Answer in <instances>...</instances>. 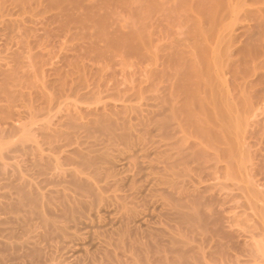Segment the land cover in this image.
Listing matches in <instances>:
<instances>
[{
    "label": "rangeland",
    "instance_id": "obj_1",
    "mask_svg": "<svg viewBox=\"0 0 264 264\" xmlns=\"http://www.w3.org/2000/svg\"><path fill=\"white\" fill-rule=\"evenodd\" d=\"M200 1L201 0H0V103L2 102V104H0V107H1L0 108V120H1L0 128H1V126H3L2 129H0V178H1L0 179V210H1L0 214L2 217L0 219V264H53L54 263L52 260H51L52 262L50 261V258H48L52 255L51 254L52 252L50 253L49 247H45L43 245H41V247H39V245H38L37 248H36V246L34 247L32 241H27L24 238L27 236V235L24 236V234H26V232L24 234L21 232L23 229L18 225V223L15 220L13 222H11L12 224H14V227H13V225H11L12 229L15 230L14 231L11 229V227L8 226L11 223L9 224V223L5 222L3 219L5 217L4 215H6V213H4L3 210L6 209L5 212H7V213L9 210L8 208H6L7 201L10 200V198L13 199L14 201L16 200L15 195H14L16 191L11 192V190L13 189L12 186H14V185H12V182L16 186H17V182H18V180H16L15 177L13 178V174L18 172V171H16L17 166L18 167L19 166L25 167V166H23V162L25 163V165H28L30 162H34L33 161L34 158L32 155L35 154V152H38L39 155L41 154V152H39L40 148L38 147L40 145V144H38V143H40L39 139L43 140V141H41V143L42 142L44 143V144L43 143L41 144V145H43V148H45L47 146L45 144L47 142H44L45 141L44 139H46V137L45 138L43 137L46 134V132H44L45 130L40 131V129L43 127V126H41L40 123H42V125H44V128H45V126H46L45 124H47L49 121L48 119L51 118L52 120L51 119L50 120L55 122V123L52 122L53 123V125H52L49 122L51 124L50 126H52L49 128H53V126L57 122V119H61L63 117L65 118L66 113L75 114L74 112H71V109L72 108L75 109L77 106L79 108V105L81 107H83L84 111H86V112L92 111V108H93V111L96 109H99L100 107L102 108V106L99 103H95V105H97L96 107L93 105L94 100H95V102L96 101L99 102V101H102V99H103L102 98L101 100H97L96 97H98V96H96V95H98V91H99V93H100V91L102 92V90H103L102 88H104L103 85L106 86V84L108 83L109 86H113L116 83V82H114L115 80L121 83V84L119 83L120 87L122 85V87L120 88L121 90H123L122 88H124V89L126 88V91L128 90V92L125 91V93H124V91L122 92L118 87L120 95H123V94L126 95L127 94L129 96L132 94L130 96L132 98H130V99H133L134 102L135 101L138 102L137 98H139V97H137V95L141 96L142 92H141V94H139L138 92L141 91L140 89H142V88L144 89L143 93L145 92L144 93L145 95L144 94L143 95L145 97L147 95V97H146V99H144L145 97H142L140 101L144 102L147 100V102L149 101L148 102L149 105L151 103L155 102V100H153V102L150 101L151 98H153L151 96L158 93L159 96L155 97V99L159 98V102H160L159 107H160L162 105L161 101L162 100L169 101V95L172 94V93H170L171 91H169L170 90L169 88H171V90H172V87H170L172 85L171 84L172 79H171V77H168L167 75L172 76V74H174L173 73L174 71L172 72V68L177 67V66H176V63L174 60H173V63H175V64H171L169 62L170 60L168 61L169 57H172L173 53H172V51H171L172 54L170 52L168 53L167 51H169L170 49H173V48L174 49L176 48L178 50V52L181 50L180 51L181 53L184 52L185 55L187 54L185 59L188 60L189 63L187 62V64H190L189 65L190 68H192V65H193L191 60H193V58H194L196 61L193 60V62H195V63L200 62L199 63L200 65L198 64L199 68L201 67L204 71H205L204 67H206L205 65H208L206 63L207 61L209 63V61L211 62V60L212 61L216 60V59H214L215 58L214 55L218 51L219 56L217 54L216 55L218 56V62L219 63L214 61V62H211V63H213L211 65H213V72L215 74L220 75V76H222V74H223V76L221 78L224 77L223 80H226V83L221 82L219 80V77L216 76L212 72L213 73L212 76L214 77L213 80H215L214 84L217 82V86H220V84H218V83H220V82L223 83L224 85H222L220 87L227 88L229 90L231 89L230 95H232L233 91H234V94L235 93L237 94V95L235 94L236 98L240 97V99H241L242 97H244L243 99L245 100V104H247L246 102H248L247 106L244 104V108H243V112H242L244 100L241 99V100H243V102L241 104V101L240 100L236 101L235 100L236 98L234 97V100L237 102V105L241 104V106H239L241 108H239L236 105V103H234V104L238 108L233 104V108H234L233 113L235 111L236 112L234 114L235 118H236V114L238 117V119L237 118L235 119V121L236 120H238V121H236V123H235L236 125H235V130H234V132H235L234 134L237 135V136H235V140H236V138H238V144L235 145V148L237 149V150L235 149V155H236L235 156V158H236L235 162H247V163L251 162L252 163V165L248 164V166H247V167H249L248 170H247V168H246V170L242 169L244 167L236 169L238 171L239 170H241V171H239L240 173L239 172L235 173V175H237V176H235L236 180L234 179L233 183H235L237 185L236 186H235V184L233 185V187L234 186L236 187V188L235 187L233 188L235 190H232L235 193L233 198H231L229 200L224 199V203L221 202V200H223L222 198L226 194V190L224 191L225 193L222 194V195H224L223 197L220 193H216L214 195V198L217 196V198L215 200L216 201L218 200V202H221L222 204L217 203L216 201H214V198H212L213 199L212 202H215L217 204L213 203L215 205V207L213 208L214 213L212 212L213 215L209 214L210 215L209 218L212 221H210V219L206 218V217H208V213L207 214L204 213V214H206V215H204L205 218L203 217L205 219V220L203 219L204 224L206 225V226L204 225L205 235L198 234V237H196V236L193 237L194 233H192V232L196 230V228H194V227L192 228L194 230L191 229L192 232H190V230H189L190 234H192V235L187 234V231L189 228L186 229L187 231L184 230V231H186L185 233H184L183 229L181 230V232L182 231L183 232L179 233V235L182 234L180 236V238L183 237L185 234V238L184 239L181 238L182 241L184 240L183 243L181 241L182 245L185 243V241H187V243L189 245L190 242H188V241H190L189 240L190 236H192L193 239L195 240L194 243L197 241V239L199 240L197 242L200 243V239L201 240L203 239L206 241L207 238L211 239L214 235H216V236L212 239L216 241V238H217L216 243L213 240H210V241L207 240V241H209V243L204 242V243H206L205 245L207 247L209 244V248H208L209 250L207 249V247L205 245L204 246L206 248L203 246V243H202L203 240H202L201 244L204 248L203 259L201 258L202 253L201 254L199 253L200 256H198L199 254L194 253L196 251H194L195 249H193L192 247H195L197 249L196 243L195 244L193 243L196 246H192V245L190 246L189 245V247H186L187 252H185V246H182L180 244V246H182L183 249H182V247L178 246L177 251L180 252V256L182 258V260L180 259L181 263L183 261V263L186 262L185 264H264V253H262L264 251L261 250L262 248H260V246H259V245L264 246V242H262L263 244L261 243V241L262 240L264 241V239H260V238L264 237L263 236V234H264V229H263L264 228V223H263L264 222L263 221L264 220V210H263L264 209V89L263 88L264 87L262 88V86H264V83L262 82L264 80V0H219L218 1L217 6L218 5H220V6H218V8L216 7V9H215L216 11H213L217 15L215 23L218 25L213 23L215 26L214 25H212L213 27L211 26L212 30L209 28L210 31L208 33H210V34L208 35V38H210L211 39L210 41L212 42V44L215 45V43H217L219 41V40L216 41L218 38L217 37L218 32H220L223 28L227 29V27H228V29L226 31H225V29H223L224 30V36L221 39V44L223 43L222 46L218 47L221 45L220 42H218L219 45H218V43L216 44V45H218L217 47L221 48L222 50L221 49L218 50L217 47H216L217 49L215 50V49H213L214 46L212 47L211 45H210L211 50L206 49V51H208L209 53H211L212 51L215 50V54L212 52L214 54L213 55L214 60L213 59L210 60V56H209L210 54L208 55V52L203 51L205 48L210 49V46L207 45V39L208 38L206 35L208 33L206 32V35L204 36L205 33L202 34L200 31H198L201 28H202L201 30H204V31L207 30L208 31V27L212 24L210 21V15H208L210 13V11L208 12V9L202 10L203 8H201V7H203V6H201L202 4L200 5V3L202 1L201 2ZM227 7H229V9ZM212 10H214V9H212ZM202 11H204V12H202ZM200 12H201V14H200ZM206 12H208V13H206ZM198 14H200L203 18L201 16H199ZM205 15H207V16H205ZM219 23H220V25H219ZM199 24H201V25H199ZM221 24L224 26H222ZM225 24L227 26H225ZM220 26H221V28H220ZM196 28H198V29H196ZM217 29H219V31ZM100 30H102V32L105 31L107 34L112 33V36L114 35V33H116V34L122 33L123 35H125V37L126 36L129 37L133 33V35H134L133 38L134 37L139 38V36H136V34H135V33L139 32L141 40L138 39L137 40L138 42H136L135 40H133V38H131V40H133L135 42L132 44V42H133L132 41L131 43H129V46L133 45L132 48H134L135 45H137V48L136 47L134 48L135 53H133L132 48L129 47L130 49H132V50H130L128 48V46H126V47L124 46L125 43H123L122 41L116 42L117 41L116 37H115V39L113 38L114 36L111 38V35L109 37L105 33L109 37L108 38L106 36L108 38V40L106 39V41L110 40L109 42H110L111 46H110L109 42L107 44V42H105L106 37L105 38L103 37V39L101 38V36H103V35H102ZM128 31H130L132 33H130V32H129V34L126 33ZM196 31H197V33H196ZM214 31L216 34H214ZM200 33H201V35H200ZM116 34H115V36L120 35V34L119 35H116ZM122 34H121V36H122ZM211 34H212V36H211ZM202 35H203V37H202ZM205 37L207 38V39H205L206 41L203 39ZM213 37H215V39ZM196 38H197V40H196ZM111 40L114 41V43L115 42L116 43L115 44L111 43ZM139 40H140V42H139ZM142 40H143V42H142ZM195 40L198 41L199 44H197V42ZM210 41L208 44L211 43ZM200 42L203 44V45L201 44L202 47L204 46V44L206 42L205 46L203 47V50H202V47L200 46ZM213 42H215V43H213ZM116 44H117V46L121 45V44L123 46L121 45L122 47L120 46V48H119V46L118 47L114 46ZM197 45H199L200 47H197ZM138 46L140 48L139 49L140 52H142V53H138L139 52ZM223 47H225V48H223ZM106 48L109 51L106 50ZM117 48L120 49V52L118 51ZM125 48L127 49L126 52H124ZM142 48H143V51L145 53L147 52L149 54H145L142 51ZM197 48H199V50H201V52L203 51L202 53H204V54L206 53V56L209 57V58H207L209 60L206 59L207 61L204 62V63H206L205 65L203 62H201V61H203V60H201V58H202V56L200 54L201 52L198 51ZM128 49L130 50V52H132L131 54H130ZM146 49H149L151 52H149V50L147 51ZM177 50H174V52ZM136 51H137V53H136ZM120 53L123 56H121ZM143 53H144V55H142ZM189 53H190V57H189ZM139 54H141V55H139ZM166 54H169V55L171 54V55L170 56L168 55L169 57L166 58L167 57ZM199 55L201 56V57H199L200 60L198 59ZM191 56H192V58H191ZM217 56H216V58H217ZM190 58H191V60H190ZM196 58L199 61H197ZM211 58H212V56H211ZM215 62L218 64H216ZM172 65H173V67H171ZM214 65L219 66L220 68L217 69ZM154 67L158 70H156ZM153 68L157 72L156 74H159L160 71L161 72L164 71L165 73H167V75L166 74L162 75V73H160V74L162 76L166 75L165 77H167V79H170L169 81H171V82H169L167 80L169 82V84H171V85L169 86V88L167 87V89H166L167 91L165 93H164V91H165L164 89H165V85H167L166 84L167 82H163V81L166 80V78L165 79L162 78L163 81L161 80V83L159 82L162 85V87H161V85L158 84L159 88L161 87L160 89H162L164 87L162 90H160L156 85L157 81L160 79V74L158 75V77H159L158 80H156L157 76L155 75V76H153V77H155L154 78L155 80L152 77V78H150V82H148L149 77H147V75L149 76V73L154 72ZM120 69H121V71H120ZM140 69H143V71L142 70L141 71L146 73V74H147L146 71L149 70L147 75L143 74L146 76V77L144 76V78L145 79L147 78L148 81L146 80V82H143V81H145V79H143V81H142L143 77L142 78L138 77V76L142 75L140 72ZM219 69L222 70V73L219 71ZM174 70H175V68H174ZM130 71L134 72V73H135V71H137L136 72L137 76H135L133 74L135 76L136 80L132 79L133 77L131 79L129 77H128L129 79L127 78L128 73H131ZM200 71H201V69H200ZM138 72L141 75H138L139 74ZM171 72H172V74H171ZM102 73L104 76L101 75ZM121 73L125 76V78L130 80L129 82H131L132 84L134 82L135 85L139 86L138 88H140V85H142V88H140L139 90L135 85L133 87L131 86L132 89L137 88L136 90L138 91L137 92L138 94H135L134 93L135 91L132 93L131 88H128V86L131 83L128 84L129 83V82H127L128 80L126 81V79L123 77V75H121ZM125 74H127V75H125ZM152 75H150V76H152ZM214 75L216 76V78ZM112 76L114 78H111ZM129 76H132V75H129ZM260 76H263L262 81H261ZM102 77L104 78V80ZM173 77H174V75H173ZM109 78H111L113 81ZM123 78L125 79L124 81H123ZM257 78H259L260 82H262L263 84L261 83L262 84V85L260 84L261 86L257 85V89L256 88L255 89L250 88V86H253L255 84L254 80L255 79L257 80ZM96 80L98 81L97 83L99 85L96 83ZM101 80L104 82L102 83ZM256 80H255V82H256ZM258 80H257V83L259 82ZM100 82L102 85L100 84ZM250 82H252L253 84L252 83L250 84ZM112 83H113V85H110ZM124 83H127L128 85L124 84ZM126 85H127V87H126ZM155 85H156L157 89L159 90V92H157L158 90L155 89L156 88ZM97 86L98 87L102 86V87L99 88V90H96L95 88L98 89ZM115 86L116 85H114V88H115ZM117 86H116V88H117ZM123 86H125V87H123ZM214 86H215L214 88H215V92H216V100L218 101V104L221 105V102H222L221 100L223 98V95L225 94L224 92L228 91V94H229V90L223 89V91H222L221 88L219 89L218 87H216V85H214ZM106 87H108V85ZM111 88L113 89V87H111ZM116 88L114 89L115 91L118 90V89L116 90ZM90 89H91V91H89ZM93 89H94V91H93ZM106 89L108 90V89H110V87L106 88ZM106 89L103 90L104 93L106 92V94H103V95H107V94L114 91V90L113 91L110 90L111 92H109ZM129 89L131 91H129ZM135 89H133V90H135ZM145 90H149V91L146 92ZM243 90H244V93L242 92ZM96 91H97V94L94 95L93 93H95ZM218 91H219V93H218ZM43 92H44V94H47L46 92H48V94L50 93V95L47 97L46 95L42 94ZM91 92H93V93H91ZM161 92L165 95H162ZM255 92H257L258 94L261 93V95H259L260 97H257L258 94H256ZM89 93H91V94L89 95ZM114 93L116 95V92H114ZM114 93H111V94L113 95ZM119 93H118V95H119ZM34 94H36V95H34ZM41 94H42V96H40ZM111 94H110V96L107 95V97H104V100H105V98L107 99L104 101V103L106 101L110 102L109 98L111 99V97H112ZM158 94H156V95H158ZM45 96H46V98H45ZM119 96H118V99L120 100L121 96L120 97ZM128 96H124L123 98L125 99V97H128ZM232 96H234V95H232ZM94 97H95V99H93ZM113 97L116 98L117 95L113 96ZM113 97H112V100H113ZM148 97L150 100L147 99ZM218 97H219V100L217 99ZM48 98H49V100H48ZM123 98H121L122 102L120 101V103L117 104L116 102H118V101H116L114 104H117V106H119V105H121V103L123 105L126 101L128 102V99H125L126 101L125 100L123 101ZM258 98H260V99H258ZM45 99H47V101H45ZM172 99L173 98H171V101L169 102L170 104L172 103ZM50 100H52V102ZM41 101L45 102V103L48 102V103L45 104V103H42ZM114 101H112V102H114ZM250 101H252V102H250ZM4 102H6V104ZM60 102L61 103L63 102L61 104L62 106L61 105L59 106ZM112 102H110V103H112ZM134 102H133V104L135 105L136 102L135 103ZM139 102H138V104H139ZM147 102H145V103H147ZM156 102L158 103V100ZM163 102H165V101H163ZM32 103H34V104H32ZM37 103L40 106H38ZM145 103H143V104L146 105V107H149ZM165 103H167V102H165ZM8 104H9V106H8ZM28 104H30L31 106L28 107ZM41 104H42V106H41ZM114 104H112V105H114ZM143 104L141 103V107ZM45 105H47V106L49 105L48 106L49 111ZM73 105L74 106L76 105V107L74 108ZM98 105H100V107H98ZM128 105H125L126 108L128 107ZM152 105L155 107L154 104H152ZM167 105H169V104L164 105V107H167ZM57 106L60 108L59 111H57V109H58ZM89 106L91 107L90 109L88 108ZM125 106L124 105L122 106L120 113L123 112V108H125ZM169 106H171V105H169ZM31 107L33 109H31ZM55 107H57V109ZM129 107H132V106L129 105ZM137 107H139V106H137ZM164 107L159 108V109H161V111H159V109L157 107H155L156 109H158V111L156 113L160 114L159 118L162 117V118H160V119H162V121L160 119H157L158 114L154 115L155 112L153 114H151L152 106L149 107V108H151V112H147V111H150V109H144L143 108L144 112L142 109V112H143L142 114H145V112H146L147 113L146 115L152 116L151 122L153 124L149 125L147 121H145V122L147 123V126L152 127V128L150 127L151 128L150 129V132H151L150 136L155 137L156 138L155 140L158 139L157 141H155L156 143L157 142L159 143L163 137L161 138V134H159V132L161 133V131L157 129V126H154L155 122H157L159 120L158 122H165L166 123L168 118L166 116L167 120L165 121L163 118L165 116H163V115H166L168 113V117H170L169 114L171 113V108H170V112H166V114L160 113V112H162V109H164ZM39 108H41L42 111ZM120 108H121V106H120ZM236 108L238 109V111ZM6 109H8V111H6ZM11 109H12V111H11ZM15 109H16V111H15ZM29 109H31L30 113H29ZM35 109H36V111H35ZM46 109H47V112H46ZM50 109H51V111H50ZM52 109H53L54 113H50V112H53ZM73 109H72V111H73ZM138 109L140 110L141 108H138ZM165 109H164V111H165ZM66 110L68 112H66ZM153 111H154V108H153ZM168 111H169V109H168ZM12 112H15V113H12ZM48 112H49V114H48ZM125 112L122 114L124 115ZM244 112H245V114H244ZM27 113H29V114H27ZM148 113H150V114H148ZM131 115H134L133 112L131 113ZM154 116H156V118ZM41 117L43 119V122H40ZM2 118H4L5 121ZM13 119L15 120L16 124L19 123L18 127H16L17 129H15V128L9 129L8 126H6L8 124V122H10V120H13ZM42 119H41V121H42ZM54 119H56V120H54ZM63 119H61L62 121L61 120H58V121L63 122ZM7 120H8V122H7ZM44 120H46V121H44ZM155 120H157V121H155ZM239 122H240V124H239ZM3 123H4V125L6 123L7 124L4 126ZM20 123H22V125ZM28 124H30V125L28 126ZM239 125L241 128H239ZM19 126H21V127L23 126L22 127L23 129L25 127V130H23L21 127L19 128ZM48 126H49V124H48ZM4 127L7 128L6 131L4 130ZM154 127L156 128L157 133L160 135L159 138L156 136L157 134H155L156 130H155V132L152 130V129H154ZM37 128H38V130H36ZM238 128H239V132H238ZM26 129H27V131H26ZM11 130H13V131H11ZM26 132H28V133H26ZM188 133H189L188 134L189 137L193 136L195 134V132H193L194 134L192 133L193 135H191L190 132H188ZM27 134L30 137L27 136ZM152 134H153V136H152ZM32 135H34L35 138H33V139L35 141L38 140L35 143L38 145L37 147L34 146L35 144H33L35 141H32L33 140V139H31ZM25 136H26V138H25ZM40 136L43 138H41ZM45 136H49V134H47ZM195 136H196V138L200 137L197 134H195ZM27 137H29V138H27ZM52 137H50L51 140L48 141V143L50 145L47 143L49 146L52 145L50 148L53 147V143L51 144V141L53 142V140L55 139V136H54V139ZM48 138L49 137H47L46 140H48ZM150 139L151 138L149 137V139H148L149 141L154 140V138H152V140H150ZM193 139H195V138H192V140ZM162 140H165V139L163 138ZM190 140H191V138L189 139V141ZM192 140L190 142L191 144L193 142L196 143L195 140H198V139L193 140V142H192ZM24 141H26V142H24ZM28 141H31L33 143L28 142ZM239 141H240V144H239ZM155 142H153V143L155 144ZM159 144H161V143H159ZM159 144H155L157 146H154V148L152 147V145H150V149H152L153 151L149 150V147H148V150H149L148 151L147 149H145L147 146H145V148L142 149L143 152L141 151L140 147L134 148L133 149L134 151L131 149L130 152L133 151L131 153L132 155L140 156V155H142L140 153H139V155L137 153L133 154L135 152V150H136V152H138L139 148H140L139 152L143 153V155L140 156V158L143 157L145 155L144 153H147V151L149 153L153 152L156 154L157 153L156 148L158 147ZM41 145H40V147H41ZM239 145L240 146L242 145V146L240 147ZM74 146H75V144H74ZM74 146H72V147L75 148ZM162 146H164V144H162L161 147ZM121 147H119V148H121ZM50 148H45V149H50ZM54 148H56V147H54ZM54 148L51 149L52 153L60 150L59 148H58L59 150L58 149L55 150ZM68 148H69V150L71 149V147H68ZM45 149L43 151H45ZM125 149H127V148L124 147V150ZM51 150H49V151H51ZM29 151L32 153H30ZM49 151H47V152H49ZM127 152H125V154ZM45 153H46V151L43 152L42 155L46 156L49 154V153L48 154L47 153L45 154ZM52 153L50 152V154H52ZM149 153H147V156ZM125 154L123 155L124 158L122 157V159H120V162H129V161H131V162H133V161L143 162V161H140L142 158L141 159L139 158V160L137 159L138 160L137 161V160L133 159V158H135V156L131 155V158L133 157L131 159L129 157L130 156L129 153H127V154H129L128 158H127V156H125ZM35 155H36L35 157L38 158V160H39V155H38V157H37V154H35ZM73 155H72V157H73ZM151 155L148 156V158L150 157L149 160H147L148 159L147 158V159H145L144 162L150 161V159L152 157ZM75 156H76V154L74 155V157ZM35 161H36V159H35ZM155 161L159 162V161H157L156 155L153 156L151 159V162H155ZM17 162H19V163H17ZM68 162H70V160H68ZM4 163H7V164H4ZM20 163H22V164H20ZM247 163H245V164H247ZM15 164H17V166ZM240 166H242V165H240V163H239V167ZM11 167L14 169L13 170L14 172H12V170H10ZM22 167H21V169H22ZM8 173H9V175H8ZM244 173L247 174L248 176L245 175ZM241 174H243V176ZM13 179H15L17 182L15 183ZM6 180H8V181H6ZM9 184H10V186H9ZM16 186H14V187L16 188ZM13 190H15V189H13ZM1 192L2 193L5 192L4 193L5 195L2 194ZM9 193L12 194V197H8ZM1 195H2V197L5 196V197H3L4 199H2ZM207 195H209V194H207ZM219 198H221V200H219ZM2 200H3V202H2ZM227 200H228V202H227ZM230 200H231V202H229ZM232 201L234 203L233 205H232ZM225 202L227 204H225ZM220 204L223 205V208H221V206L218 207V205H220ZM229 205L232 207H230ZM212 207H213V205H212ZM12 208H14L11 210L12 214L6 215V216H8V215L11 216V218H12V215L15 216L17 214L15 212L16 207L13 206ZM201 212H203V210ZM229 216H231L232 219H229ZM213 217H215V219ZM257 217H258V219H257ZM206 219H208V220H206ZM259 219H261L262 221ZM255 220L257 222H255V224H254ZM208 221H209V223H208ZM206 222H207V224H206ZM250 222H253V223H250ZM261 222L263 223V226L261 225L262 224ZM212 223H214V224H212ZM249 224H251V225H249ZM211 225L215 226V227L213 226L215 229L214 231H213V229H211V227H212ZM253 225H256V226H253ZM3 226H5L7 228L9 227L10 229L6 230L7 228H5ZM252 227H254V229H252ZM261 227H262V229H261ZM2 228H4V229H2ZM10 230H12L13 232ZM2 231H3V233H2ZM9 231H10V235H9ZM11 232L13 233V236H12ZM215 232H217L219 235L214 234ZM250 232L252 233L251 235L254 234L253 237L257 238V239L254 238L256 240V242L260 239V241H258L260 243L257 242L258 243L257 244L254 239L251 240L253 237H250L251 236ZM197 233H203V232L201 231V232H197ZM260 234H262V235H260ZM186 235L187 236L190 235V236L187 237ZM199 235L202 238L199 239V237H200ZM180 238L178 240H180ZM249 238H251V239H249ZM193 239L191 238L192 241H193ZM162 240L159 238L157 241L158 245H155V246H161L162 247L164 244H166V240H164V239H162ZM159 241L162 242V245L160 244ZM250 241H252L253 243H251ZM217 242H219L220 244H217ZM187 243H186V246H188ZM201 244H198L199 248H200ZM247 244H249V245H247ZM213 245H215V246H213ZM155 246H153V247L155 248ZM253 246H255V247H253ZM221 247H222V249H221ZM257 247L260 249V252L262 251L261 253L258 252L259 250ZM35 248L37 250L38 249L39 250L36 251ZM33 249H35L34 253H33V251H34ZM253 249L256 250L257 252L256 251L254 252ZM263 249H264V247H263ZM201 250H198L197 252H200ZM250 250H251V252H250ZM203 251H201V252H203ZM36 252H38V253H36ZM79 252H82V251L77 250V252H74V254L73 253L72 254L71 253L66 254L65 260L66 261L71 260V261L70 262L65 261V263L64 262L63 263L64 264H70V263L76 264V258H77L76 256H78ZM255 255H257L256 256L257 258H255ZM260 256H262L261 257L262 259L260 258ZM74 257H76V258H74ZM187 258H188V260H187ZM204 259H206V260H204ZM252 259H254V261ZM185 260H187L189 262H187ZM72 261L75 263H73ZM55 264H57L56 260H55Z\"/></svg>",
    "mask_w": 264,
    "mask_h": 264
},
{
    "label": "bare ground",
    "instance_id": "obj_2",
    "mask_svg": "<svg viewBox=\"0 0 264 264\" xmlns=\"http://www.w3.org/2000/svg\"><path fill=\"white\" fill-rule=\"evenodd\" d=\"M201 1H200L201 2L200 5L202 4L201 6H203V7H201V8H203L202 10L208 9V12L210 11V13L208 15H210V21L212 23V24L210 23L211 24L210 26L208 25L209 26L208 31L205 28L204 29L206 31L201 30L202 28L200 30H198L202 34L205 33L204 34V36H205L206 32L208 33L210 31V29L212 30L211 26L216 24L215 21H216L217 15L213 11H216L215 10L216 7L218 8V6H220V5L217 6L219 0H201ZM227 8L229 9V7H227ZM212 9H214V10H212ZM202 12H204V11H202ZM208 12H206V13H208ZM200 14H201V12H200ZM200 14H198V15L201 16ZM205 16H207V15H205ZM199 25H201V24H199ZM216 25H218V24H216ZM219 25H220V23H219ZM222 26H224V25H222ZM225 26H227V25L225 24ZM198 28H196V29H198ZM220 28H221V26H220ZM223 29H225V28H223ZM223 29L220 32H218V34H217L218 38L216 41L219 40L218 42H220V44H221V39L224 36V30ZM227 29H228V27H227ZM227 29H225V31ZM217 30L219 31V29H217ZM100 31L103 35V36H101L102 39H103V37L105 38L107 35L109 37L111 35V38L114 36L113 38L115 39V37H116V39H117L116 42L122 41L123 43H125L124 46L125 47L128 46V48L129 47L132 48V46H133V45L129 46V43H131L133 40L138 42L137 40L140 39V33L139 32L135 33L136 36H139V38H137V37L133 38L134 35L130 31L126 32L128 34H129V32L132 33V35L129 37H127V36L125 37V35H123L122 33H119L120 35L118 33L117 34L114 33V35L112 36V33L107 34L105 32L106 30L103 32H102V30H100ZM196 33H197V31H196ZM201 33H200V35H201ZM115 34L119 35V36H115ZM121 34H122V36H121ZM209 34L210 33H208L206 35L207 38H208ZM214 34H216L215 31H214ZM211 36H212V34H211ZM107 37L105 38V42H107V44H108V42L110 40L106 41V39L108 40V38H109V37L108 38ZM202 37H203V35H202ZM131 38H133V40H131ZM207 38L205 37L203 39L205 40ZM213 38L215 39V37H213ZM140 40H139V42H140ZM196 40H197V38H196ZM208 40L210 41L211 39L210 38L207 39V45L208 46L211 45L212 47L214 46L213 49H215V50L218 47H221L223 44L222 43L220 46H218L219 45L218 42H217L218 45H216L217 43L213 42V43H215V45H213L211 41H210L211 43L208 44L209 43ZM135 41H133L132 44ZM142 42H143V40H142ZM196 42H197V44H199L198 41H196ZM111 43L115 44L114 41H112V40H111ZM109 44H110V42H109ZM201 44L202 43L200 42V46L202 47L203 44L202 45ZM205 44H206V42H205ZM205 44H204V46H205ZM121 45H118L119 48ZM110 46H111V44H110ZM114 46H117V44ZM139 46H138V50L140 49ZM200 46L197 45V47H200ZM211 46H210V49L205 48L204 50L202 47V50L204 52H208V51H206V49L211 50ZM135 47L137 48V45H135ZM134 48H132L133 50L130 49L133 51V53H135ZM223 48H225V47H223ZM197 49H198V51L201 52V50H199V48H197ZM220 49L221 48H218V50H220ZM106 50H108V49L106 48ZM126 50L127 49L125 48L124 52H126ZM130 50H129V52H130ZM146 50L148 51L149 49H146ZM174 50H177V49L173 48V49H170L169 51H167L168 53L169 52L171 53V51H172V53H173L172 57H169L172 53L170 55L166 54L167 55L166 58L169 57L168 61L170 60L169 62L171 64L176 63L177 67H174L175 70H174V68H172V72L174 71L173 72L174 74H172V72H171V74H172V76H171V75H167V73H165L164 71L159 72V74L162 73V75L166 74L168 77H171L172 82L169 81L170 79H167V77H165L166 75L162 76L160 74V79H159V77H158L159 74H156L157 72L154 70L155 67L153 68L154 72L149 73V76L147 75L149 70L146 71L147 72V74H146V73L142 72L143 69H140V72L142 75L138 72L139 73L138 75H141L138 77H141V78L143 77L142 81H143V79H145L144 78L145 75H147V77H149V79H148L149 81L146 78L145 81H143V82H146V80L148 82H150V78H152L153 76L156 75L157 76L156 80L159 79L156 83L158 88H159V85H161L160 84L161 80L163 81V79L166 78V80L163 81V82H167L166 83L167 85H165V89H164L165 91L163 90L164 93L167 91L166 90L167 87L169 88V86L172 84L170 86V87H172V90H171V88H169L170 90L168 89L169 91H171L170 93H172V94H170V95L172 97L169 95V101L162 100L161 101L162 105L160 106L162 108L166 104L171 105V106L167 105L168 108L164 107V109L166 108L165 111H164V109H162V112H160L162 114H166V112H170V108H171V113L169 114L170 117H168V113L166 115H163V116H165V117H163L164 120L166 121L168 118L169 121L167 120L165 123V122H158L159 120L158 121L155 120L157 122H155V125H154V126H157V129L161 131V133L158 131L159 134H161V138L163 137L165 139V140H162L163 139L162 138L161 139L162 141L159 139L160 140L159 143H161V144H159L158 142L157 143L155 142L158 139L155 140L156 139L155 137L150 136V134H151L150 129L152 127L150 126L151 127L150 128L149 126H147V123L145 122V121H147L149 125L153 124L151 122L152 116L146 115L147 114L146 112H145V114H142L144 112V109H150V111H147V112H151V108H149L150 106H152L151 114H153L154 112H155L154 115L158 114L156 112L160 108L159 107L160 102H159V98L155 99V97H158L159 94L156 93L158 95H156V94L152 95L151 97H153V98H151V100L149 99V97L147 98L151 102H153V100H155V102H153V103L150 102L151 103L150 105L148 104L149 101L147 102V100L144 102L140 101L142 97H145L144 96L145 92L143 93L144 89L142 88V85H140V88H142V89H140V88H138L139 86L135 85L134 82L132 84L131 82H129L130 80H128L129 78L131 79L132 77H133L132 79H135V76H137L136 75L137 71H135V73L130 71L132 74L131 73H128V75L125 74V75H127V78L129 77L128 79L125 78V76L122 74L123 72L121 73V75H123V77L126 79V81L128 80L127 81V82H129L128 84L131 83L129 85L130 87L128 86V88H131V86L133 87L135 85L138 88V90L139 89L141 90L138 92L136 90L137 88L136 89L133 88L135 90H133L131 88L132 93L135 91L134 92L135 94H138V93L141 94V92H142L141 96L137 95V97L140 98V99L137 98L138 102L140 101L142 104L147 102L145 104H147L149 107H146V105H144V104L141 107V103L139 102V104H140L139 105L138 102L135 101L138 104L137 105L133 101V99H130V98H132V97H130L132 94L128 96L127 94L124 95L122 93L124 96L129 97V98L125 97V99H128V102H127L123 98L124 96L120 95V93H119V89L122 87V85H121V87L119 86L121 83L115 80L114 82H116V83L114 85H116V86L118 85L117 88L115 86L116 90L119 87V89L117 91L114 90L115 88H114L113 83L110 84L113 86H109V84L107 83L106 86L108 85V87L103 85L104 88H102L103 90H105L106 88L110 87V89H108V90L106 89V90L109 92L114 90L111 93L116 92V95H117L116 98L113 97V96H116L115 93L112 95L111 93L108 92L109 94H107L109 96L111 94V96L113 97V100H112V97H111V99L109 98V100H110V102L115 100L114 102L110 103V102L106 101L107 103L106 102L104 103V101L107 100L106 98L104 100V97H107V95H103V94H106V92L104 93L103 90H102V92L100 91V93L98 91V95H96L97 91L95 93L91 92L94 95L98 96V97H96L97 100H101L103 98L102 99L103 102L102 101H99V102L96 101L95 102V100H94V103L92 102L95 107L97 106V105H95V103H99L102 106V108L100 107V105H98V107H100L99 109H96L93 111V108H92V111L86 112V111H84L83 107H81L80 105H79V108L81 107L80 109L78 108V106L76 107V105L75 106L73 105L74 108L76 107L75 108L76 110L72 108L73 111L71 109V112H74L75 114L66 113L65 118L63 117L65 115L64 114L62 117L65 120L63 118H61V119H63V122H61L62 121L61 119H57V122L53 126V128H49V127H52V126H50L51 124L53 125V123H55V122L51 121L52 120L51 118H50L51 120L48 119L49 121L47 124H45L46 125L45 128H44V125H42V123H40L41 126H43L41 129L39 128L40 131L45 130L44 131V132H46L45 135L49 134V136H45V135L43 136L44 138L46 137V139H47V137H49L48 140L44 139L45 140L44 142L48 143V141L51 140L50 137L53 136L52 138L54 139V136H55V139L53 140V142L51 141V144L53 143L52 148L56 147V148H54L55 150L59 148L60 149V150L58 149L59 151H55L54 153H52V150H51L52 148H50L52 145L49 146L50 145L49 143H48L49 145L47 143H45L47 145V146L45 145L46 146L45 148H50V149L43 148V145H41L43 143V142L41 143V141H43V140L39 139L40 143H38V144L41 145V147H42L41 148L40 145L38 146L37 144H35L38 140L35 141L33 139V138H35L34 135H32L31 139H33L32 141H35V142L33 143L31 141H28V142L35 144L34 146H36V147L38 146L40 148L39 152H41V154L39 155L38 152L34 151L35 154H37V157L39 155V160H38V158L35 157L36 155L33 154L32 156L34 158V160H33L34 162H30V163L28 162L29 163L28 165H25V163L23 162V166H25V167H22V166L18 167L17 164H15L17 166V168H16L17 170L16 169L15 170L18 172L13 174V178L15 177L16 180H18V182L15 179H13L15 183L17 182V186L12 182V185L16 186V188L11 185L12 188L15 190H13V189L12 190L10 189V190H11V192L16 191L14 194L16 200L14 201L13 199L10 198V200H8L6 203V208L9 209L8 213L5 212L6 209H4L3 212L6 213V215L12 214L11 210L14 209V208H12L14 206V207H16L15 212L17 214L15 216L12 215V218L9 215L8 216L4 215L5 217L3 219L5 222H7L9 224L15 220L18 223V225L23 229L21 232L23 234L26 232V234H24V236H26V235L27 236L24 238L27 241H32L34 247L36 246V248H37L38 245H39V247H41V245H43L45 247H49L50 253L52 252L51 253L52 257L50 256L48 258H50V261L52 260L54 262L53 264H55V260H56L57 264H64L66 261L65 255L70 254V253L74 254V252H77V250L78 251L80 250L82 252H79L80 254L78 253V256H76L77 258L74 257V258H76V264H182L183 261L181 263L182 258L180 256V252L177 251L178 250L177 248H178V246H180V244L182 245L184 240L182 241L181 238L184 239L185 234L183 237L180 238V236L182 234L179 235V233H182L184 230L189 228L188 231L187 230L186 231H187V234H190V232H192V230H194V229H192L194 227V228H196L197 231L195 230L196 232L195 231L192 232V233H194L193 237L194 236L198 237V234L205 235V233H204V230H205L204 229V225H205L204 224V220H205L204 218H205V216L204 215H206L208 213V217H206V218L210 219L209 216L213 212V208L215 207L214 204L221 203V202L224 203V199L229 200V199L233 198L235 193L232 190H235L233 188L237 185V184L233 183L234 179L236 180L235 176H237V175H235V173L241 171V170L238 171L236 169L244 167L242 169L246 170V168H247V170H248V168H249V167H247L248 164L252 165L251 162H248V163L247 162H235L236 161L235 145L238 144V138H236V140H235V136H237V135L234 134L235 133L234 130H235V125H236L235 123H236V121H238V120L235 121V119L236 118L238 119V117L236 114V118H235V115H234L236 113L235 111L233 113V109H234L233 104L236 103V105H237V102H236L237 100L238 101L240 100L241 104H242L244 97H242L240 95L242 97L241 99H243V100H241L240 97L236 98L237 94L235 93L236 94L235 95L234 91L232 94L234 96H232V95H230L231 89L229 90L227 88L220 87V86L224 85L223 83H226V80H223L224 77L221 78L223 76V74H222V76L215 74L213 72V65H211V64H213L211 62H214V61L218 62V56H219L218 51L216 52V54L218 56L215 54V50L212 51L215 55L212 52L211 53L208 52V55L210 54L209 55L210 60L214 58L213 55L215 56L214 59H216V60L213 59L214 61L211 60V62L209 61V63L207 61V60H209V59H207L209 57L206 56V53L205 54L202 53L203 51L200 53L202 56L201 60H203L201 62L204 63L207 61L206 63L208 64V65H205L206 63H204V65L206 66V67H204V69H205V71H204L201 67L199 68L200 62H197V63L193 62V60H195L194 58H193V60H191L192 56H191L190 60L193 63V65H192V68H190V66H189L190 64H187L188 60L185 59L187 54L185 55L184 52L181 53L180 52L181 50L179 52H178V50L174 52ZM118 51L120 52V49H118ZM142 51H143V48H142ZM149 52H151V51L149 50ZM131 53L132 52H130V54ZM136 53H137V51H136ZM138 53H142V52H140V50H139ZM144 53L142 55H144ZM145 54H149V53L146 52ZM120 55H121V53H120ZM139 55H141V54H139ZM121 56H123V55H121ZM201 56L199 55L198 59ZM211 56H212V58H211ZM216 56H217V58H216ZM189 57H190V53H189ZM198 59H197V61L200 60V59L199 60ZM173 60L175 61V63H173ZM218 63H216V64H218ZM171 67H173V65ZM215 67L217 69L220 68L219 66H215ZM200 69H201V71H200ZM156 70H158V69H156ZM120 71H121V69H120ZM219 71L222 73L221 69H219ZM212 72L216 76L219 77V80L221 82H223V83H221V82L218 83V84H220V86H217V82L214 84L215 80H213L214 77L212 76V74H213ZM143 74H145V75H143ZM101 75H103V73ZM129 75H132V76H129ZM150 75H152V76H150ZM173 75H174V77H173ZM216 76H215V78H216ZM262 77L263 76H260L261 81L263 80ZM111 78H114V77L112 76ZM111 78H109V79H111ZM124 78H123V81L125 80ZM154 78L155 77H153V79ZM258 79L259 78H257V80ZM103 80H104V78H103ZM167 80L169 82H171V84H169V82ZM255 80H254L255 84L253 86H250V88H252V89L253 88L257 89V85L261 86L264 83V80L262 81L263 82L262 83V82H260V79H259L258 80L259 84L257 83V80H256V82H255ZM97 82L98 81L96 80V83ZM103 82L104 81H102V83ZM251 83L252 82H250V84ZM100 84H101V82H100ZM124 84H127V83H124ZM127 85H126V87H127ZM156 85H155V87H156ZM214 85H216V87H218L219 89L221 88L222 91H223V89L229 90V94H228V91H226L227 93L224 92L225 94L223 95V98L221 100L222 102L220 101L221 105L218 104V101L216 100V92H215V88H214L215 86ZM101 87L99 86L98 89L97 88H95V89L99 90V88H101ZM111 87H113V89ZM123 87H125V86H123ZM157 87L155 88L156 90H158ZM161 87H162V85H161ZM263 87L264 86H262V88ZM122 89L123 90H121V89L120 90L122 92L124 91V93H125L126 88L125 89L122 88ZM162 89H160V90H162ZM131 90L129 89V91H131ZM149 90H145V91L147 92ZM89 91H91V89ZM93 91H94V89H93ZM219 91H218V93H219ZM126 92H128V90ZM157 92H159V90ZM242 92L244 93V90ZM257 92H255V93L258 94L259 92L258 93ZM46 93L48 94V92H46ZM91 93H89V95ZM118 93L121 97L118 95ZM42 94L46 95L47 97L50 95V93L47 95V94H44V92ZM42 94L40 96H42ZM161 94L165 95L162 92H161ZM34 95H36V94H34ZM259 95H261V93L258 94L257 97H260ZM46 96H45V98H46ZM118 96L120 97V100L118 99ZM146 97H147V95H146ZM146 97L144 99H146ZM234 97L236 98L235 99L236 101L234 100ZM121 98H123V101L124 100L126 101L125 103L123 102L124 106L129 104L132 107H129V105H128V107L126 108V106H125V108H123V112L120 113L123 105L121 103V105L117 106V104L120 103V101L122 102ZM171 98H173V99H172V103L170 104L169 102L171 101ZM93 99H95V97ZM217 99L219 100V97ZM258 99H260V98H258ZM48 100H49V98H48ZM157 100H158V103L156 102ZM45 101H47V99H45ZM50 101L52 102V100H50ZM116 101H118V102H116ZM163 101H165L167 103H165ZM115 102L117 104H114ZM133 102L135 103V105L133 104ZM250 102H252V101H250ZM4 103L6 104V102H4ZM42 103H45V102H42ZM46 103H48V102H46ZM62 103L60 102L59 106ZM246 103L248 104V102H246ZM0 104H2V102ZM32 104H34V103H32ZM112 104H114V105H112ZM152 104H154L155 107H157L158 109H156ZM241 104H238L237 106L239 107V106H241ZM244 104H245V100L243 103L242 112H243ZM247 104H245V105L247 106ZM8 106H9V104H8ZM30 106L31 105L28 104V107H30ZM38 106H40V105L38 104ZM41 106H42V104H41ZM45 106L48 108L49 105L48 106L45 105ZM90 106L88 107L89 109L92 107V106L91 107ZM120 106H121V108H120ZM137 106H139V107H137ZM57 107H55V108L57 109ZM138 108H141V109L139 110ZM153 108H154V111H153ZM239 108H241V107H239ZM12 109H11V111H12ZM31 109H33V108L31 107ZM31 109H29V113H30ZM39 109H41V108H39ZM59 109L60 108L58 107L57 111H59ZM142 109H143V112H142ZM168 109H169V111H168ZM6 111H8V109H6ZM15 111H16V109H15ZM35 111H36V109H35ZM41 111H42V109H41ZM48 111H49V108H48ZM50 111H51V109H50ZM52 111H53V109H52ZM159 111H161V109H159ZM237 111H238V109H237ZM46 112H47V109H46ZM66 112H68V111L66 110ZM124 112H125V114L123 115L122 113H124ZM132 112L135 116L131 115ZM12 113H15V112H12ZM29 113H27V114H29ZM50 113H54V111L50 112ZM48 114H49V112H48ZM148 114H150V113H148ZM244 114H245V112H244ZM156 116H154V117L156 118ZM159 116H160V114H158L157 119L162 118V117L159 118ZM166 116H167V118H166ZM2 119H4V118H2ZM41 119H42V117H41ZM41 119H40V122H43V119H42V121H41ZM54 120H56V119H54ZM58 120H61V121L59 122ZM160 120L162 121V119H160ZM4 121H5V119H4ZM44 121H46V120H44ZM0 122H1V120H0ZM7 122H8V120H7ZM18 124H16L15 120L13 119V120H10V122H8V124L6 126H8L9 129H14V128L17 129L16 127H18ZM20 124L22 125V123H20ZM48 124H49V126H48ZM239 124H240V122H239ZM3 125H4V123H3ZM29 125L30 124H28V126ZM2 127L3 126H1L0 129H2ZM20 127L21 126H19V128ZM239 128H241L240 125H239ZM239 128H238V132H239ZM6 129L7 128L4 127L5 131H6ZM23 130H25V127ZM36 130H38V128ZM152 130L155 132L156 128L154 127V129H152ZM11 131H13V130H11ZM26 131H27V129H26ZM28 132H26V133H28ZM188 132H190L191 135H193L194 134L193 132H195V134H197L200 137L197 136L198 138H196L195 134L193 136L189 137ZM155 134H157L156 136L158 138L160 137V135L157 133V130H156ZM27 136H29V135L27 134ZM152 136H153V134H152ZM29 137H27V138H29ZM43 137H41V138H43ZM149 137L151 138L150 140H152V138H154V140L149 141L148 140ZM25 138H26V136H25ZM190 138H191V140H192V138H195L198 140L193 139V140H195L196 143H194L192 140L193 143L191 144L190 143L191 140L189 141ZM24 142H26V141H24ZM153 142H155V144H159L157 147L158 149L156 148V152H157L156 154L153 152L152 153L148 152L149 150H152V149H150V145H152L153 148H154V146H157ZM148 143L149 144L151 143V144L149 145ZM74 144H75V146H74ZM162 144H164V146H162L163 148L161 147ZM239 144H240V141H239ZM72 146H74L75 148H73ZM118 146L119 147L122 146L123 148L122 147L119 148ZM145 146H147V147L145 148ZM68 147H71L72 150L71 149L69 150ZM124 147L127 149L124 150ZM136 147H140L142 152H143L142 149L145 148L148 150V147H149V150L148 151L146 150L147 153H149L148 156H150L151 154H152L151 155L152 157L156 155L157 161H159V162H156V161L151 162L152 157H151L150 161L144 162L145 159L148 158V156H147V153H144L145 154L143 156L144 158L141 157L142 158L141 159L140 156H142L143 153L139 152L140 148H139L138 152H136V150H135V152L133 154L137 153L139 155V153H140L142 155H140V156L136 155L138 158L135 155H132L131 153L134 151L133 149ZM44 149H45L47 154L49 153L46 156L42 155L43 152H45V151H43ZM131 149L133 150L132 152H130ZM49 150H51V151H49ZM47 151H49V152H47ZM50 152L52 154H50ZM125 152L130 154V156H129L130 158L132 155V156H135V158L132 157L133 159L139 160V158H140L141 159L140 161H143V162H135L133 160H132L133 162H131V161L120 162V159H122V157L124 158L123 155L125 154ZM30 153H32V152H30ZM127 153L125 154V156H127V158H128L129 154H127ZM73 154L74 155L76 154V156L74 157ZM72 155H73V157H72ZM149 158L147 160H149ZM35 159H36V161H35ZM68 160H70V162H68ZM17 163H19V162H17ZM239 163L242 166L239 167ZM245 163H247V164H245ZM4 164H7V163H4ZM20 164H22V163H20ZM21 167H22V169L23 168L24 169L22 170ZM10 170H12V172H14L13 171L14 169L12 167ZM8 175H9V173H8ZM241 175L243 176V174H241ZM245 175H247V174H245ZM6 181H8V180H6ZM10 184H9V186H10ZM234 184H235V186L233 187ZM225 190H226V194L224 196L222 194L225 193L224 192ZM4 193H2V194H4ZM216 193H220L222 195V197L224 196L223 198L221 197L223 200H221V198H219V200H221V202H218V200L217 201L215 200L217 198V196L214 198V195ZM9 194H8V197H12V194H10V195ZM207 194H209V195H207ZM1 197H2V195H1ZM3 197H5V196H3ZM3 197H2V199H4ZM212 198H214V201H216L217 203L212 202V200H213ZM228 200H227V202H228ZM2 202H3V200H2ZM229 202H231V200ZM221 204L218 205V207L221 206V208H223V205H221ZM225 204H227V203L225 202ZM233 204L234 203L232 201V205ZM212 205H213V207H212ZM230 207H232V206H230ZM202 210H203V212H201ZM204 213H206V214H204ZM230 217L231 216H229V219H232V217L231 218ZM1 218L2 217L0 214V219ZM213 218L215 219V217H213ZM208 219H206V220H208ZM257 219H258V217H257ZM261 219H259V220H261ZM210 221H212V220L210 219ZM255 222H257V221L255 220L254 224H255ZM208 223H209V221H208ZM250 223H253V222H250ZM263 223L261 224L262 226H263ZM206 224H207V222H206ZM212 224H214V223H212ZM11 225H13V227H14V224H12V223L8 226L11 227ZM249 225H251V224H249ZM253 226H256V225H253ZM3 227H5V226H3ZM9 227L8 228L5 227V228H7L6 230L10 229ZM212 227H211V229H213V231H214L215 226L213 228ZM2 229H4V228H2ZM11 229H12V227H11ZM182 229H183V231L181 232ZM252 229H254V227H252ZM261 229H262V227H261ZM12 230H14V229H12ZM12 230H10V231H12ZM189 230H190V232H189ZM10 231H9V235H10ZM186 231H184V233ZM201 231L203 233H197V232H201ZM2 233H3V231H2ZM214 234H218V233L215 232ZM251 234L252 233L250 232V235ZM190 235H192V234H190ZM190 235H188V236H190ZM253 235H251L250 237H253ZM260 235H262V234H260ZM12 236H13V233H12ZM215 236L216 235H214L212 238H214ZM263 236H264V234H263ZM178 237L180 238V240H178L179 239ZM193 237L190 236V239H189L190 241H188V242H190L191 244L189 243V245L190 246L191 245L192 246L197 245V249L195 247H192L193 249H195L194 251H196L194 253L195 254H199V253L201 254L202 253L201 258L203 259V257H204L203 256L204 255L203 246L206 244L204 242L209 243V241L213 240V239L211 237H210L211 239L207 238V240H209V241H207V240L205 241L202 239L203 240V242H202V240L200 239L202 237L200 236L199 237L200 243L197 242V241H199L197 239V241L195 242L196 245H194L195 240L193 239ZM159 238L161 240L162 239L166 240V244H164L162 247L161 246H155V245H158L157 241ZM191 238L193 239V241L191 240ZM254 238H256V237H253L252 239L249 238V239L253 240ZM260 239H264V237H262ZM260 239L258 241H260ZM181 241H182V243H181ZM213 241L216 243L217 238H216V241L215 240H213ZM159 242L162 245V242L161 241H159ZM201 242L203 243V246H202ZM250 242L253 243L252 241H250ZM255 242H256V240H255ZM262 242H264V241L262 240L261 243ZM186 243H187V241H185V243L182 245V246H185V252H187L186 247H189L188 243H187L188 246H186ZM258 243H260V242H258ZM198 244H201L200 248L201 249L203 248L202 250L199 248ZM217 244H220V243L217 242ZM247 245H249V244H247ZM153 246H155V248ZM182 246H180V247H182ZM213 246H215V245H213ZM259 246H260V248H262L261 250L264 251V249H263L264 246L263 245H259ZM253 247H255V246H253ZM208 248H209V244H208L207 249ZM35 249H33L34 250L33 253L35 252ZM182 249H183V247H182ZM221 249H222V247H221ZM38 250L36 249V251H38ZM198 250H201L203 252H201V251L197 252ZM258 250H259L258 252H260L259 248H258ZM255 251L256 250H254V252ZM250 252H251V250H250ZM36 253H38V252H36ZM262 253H264V252H262ZM200 254L198 256H200ZM256 256L257 255H255V258H257ZM261 257L262 256H260V258ZM188 258H187V260H188ZM187 260H185V261H187ZM204 260H206V259H204ZM252 260L254 261V259H252ZM67 261H69V260H67ZM187 262H189V261H187ZM73 263H75V262H73ZM185 263H183V264H185Z\"/></svg>",
    "mask_w": 264,
    "mask_h": 264
}]
</instances>
